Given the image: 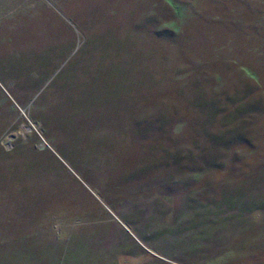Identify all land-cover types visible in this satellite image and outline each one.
Segmentation results:
<instances>
[{
	"label": "rangeland",
	"instance_id": "rangeland-1",
	"mask_svg": "<svg viewBox=\"0 0 264 264\" xmlns=\"http://www.w3.org/2000/svg\"><path fill=\"white\" fill-rule=\"evenodd\" d=\"M0 264H264V0H0Z\"/></svg>",
	"mask_w": 264,
	"mask_h": 264
}]
</instances>
